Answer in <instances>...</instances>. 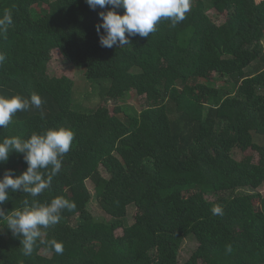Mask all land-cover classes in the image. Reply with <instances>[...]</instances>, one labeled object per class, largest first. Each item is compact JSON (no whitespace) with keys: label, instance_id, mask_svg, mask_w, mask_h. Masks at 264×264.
<instances>
[{"label":"trees","instance_id":"obj_1","mask_svg":"<svg viewBox=\"0 0 264 264\" xmlns=\"http://www.w3.org/2000/svg\"><path fill=\"white\" fill-rule=\"evenodd\" d=\"M110 7L0 0V16L12 17L0 34V95L42 100L0 128V141L74 132L50 187L37 197L9 190L0 207L6 216L25 200L75 204L41 229L62 254L38 239L25 255L22 237L0 217V264H179L188 237L198 247L185 264H264V196L227 195L264 185V0H191L180 23L162 19L149 37L107 48L97 25ZM77 68L85 70L80 82ZM81 92L98 108L76 106ZM130 93L144 102L137 117L121 111ZM26 169L12 151L0 178ZM217 205L223 211L214 215Z\"/></svg>","mask_w":264,"mask_h":264},{"label":"clouds","instance_id":"obj_2","mask_svg":"<svg viewBox=\"0 0 264 264\" xmlns=\"http://www.w3.org/2000/svg\"><path fill=\"white\" fill-rule=\"evenodd\" d=\"M87 4L95 9L97 6L105 8L111 6L106 12H100L101 23L97 25V33L103 28L104 34L100 35V44L103 47H123L131 42L130 37L139 35L149 37L156 31V25L162 19H170L173 25L180 23L190 11L191 0H86ZM123 8L120 14L116 9ZM12 23L10 12L5 11L0 16V34L7 31ZM127 33V35H126ZM5 56L0 53V63ZM41 97L33 94L28 99L20 95L11 97L0 95V128L6 127L18 111H24L30 106L40 108ZM74 139V132L67 127H57L44 133H33L28 139L19 137H6L0 141V163L8 160L9 153L15 151L24 155L27 169L20 175L14 176L11 171L5 172L0 178V205L9 200V190L24 192L32 197L48 189L52 178L61 169L60 157L69 152ZM51 165V172L45 174L42 169ZM22 208L12 210L5 216L0 207V217L6 220V227L12 234L20 239L25 255H31L38 239L40 243H48L57 253L62 254L64 246L55 239L44 241L41 229L56 225L61 220V211L73 209L75 204L63 197H56L49 203L41 204L28 200L23 202ZM222 208L214 206V215L222 214ZM229 251L231 249L229 248Z\"/></svg>","mask_w":264,"mask_h":264},{"label":"rangeland","instance_id":"obj_3","mask_svg":"<svg viewBox=\"0 0 264 264\" xmlns=\"http://www.w3.org/2000/svg\"><path fill=\"white\" fill-rule=\"evenodd\" d=\"M209 16H212V13L209 12ZM213 20H215V18H213ZM222 22H219V24ZM263 45H264V40H263ZM53 56L56 59H59L61 57V55L59 54L58 51H54L53 52ZM67 71L64 69H57V75H63V74H67ZM73 76H74V80L75 81H82L84 76H85V70L82 68H77L73 70ZM202 80H200L201 82ZM87 93L85 92H81L76 94L74 97V101L76 106H78L80 109H96L98 108V104L99 102H95L93 100V98L89 95H86ZM90 97V98H88ZM144 106V102L136 95H132V93H130V95L126 96L124 100H122V104H121V111L124 113L125 117H137L140 114V111L142 110ZM123 117V120H125L126 118ZM88 186L90 188V192L92 195H94L95 190H94V186L88 182ZM260 193L264 196V185L257 189V190H253L250 188H244V189H238L234 192V194H230L227 193L228 196H235V195H246V194H257ZM93 212L98 215V216H103V212L101 211V209L99 208V206L97 205H93ZM131 223V222H130ZM198 247V242L197 240H195L194 237H188L184 240L182 249L180 251V257H179V264H185L190 257L193 255V253L196 251Z\"/></svg>","mask_w":264,"mask_h":264}]
</instances>
